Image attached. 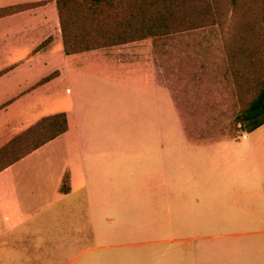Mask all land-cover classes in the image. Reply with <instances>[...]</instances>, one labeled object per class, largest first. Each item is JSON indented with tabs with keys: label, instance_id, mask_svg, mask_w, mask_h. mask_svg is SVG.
<instances>
[{
	"label": "crops",
	"instance_id": "crops-1",
	"mask_svg": "<svg viewBox=\"0 0 264 264\" xmlns=\"http://www.w3.org/2000/svg\"><path fill=\"white\" fill-rule=\"evenodd\" d=\"M193 2L108 0L105 13H193ZM97 30H91V35ZM103 31L136 33L134 28L119 26ZM138 33L124 41H98L89 49L66 52L56 0H0V149L43 119L63 114L66 121L64 132L0 170V239L27 243L23 250L14 247L6 252L0 244V264H30L38 249L43 251L42 264H264V137L249 141L244 133L237 139L172 141L171 156L178 160L179 147L188 149V168L204 185L193 189V200L199 206L188 218L138 217L115 224L113 219L94 216L100 204H105L99 195L116 189V171L131 175L138 170L158 183L164 166L163 85L157 76L149 77L141 70L157 57L158 33ZM102 73H112L132 90L119 95L101 92L95 83ZM71 80L75 87L65 89L69 100L64 111L29 116L50 102L36 101L37 92L57 81L68 85ZM115 127L137 134L116 138L111 136ZM261 129L264 123L250 133ZM238 142H249L252 153L238 159L220 154L222 147ZM57 150L62 162L59 170L48 171L38 164L54 162ZM78 180L79 189L88 196L86 208L91 217L56 220L54 225L67 227V233L48 236L44 245L36 243L37 232L29 227L52 225L53 220L34 219L35 210L52 208L56 201L51 199L56 197L69 198ZM63 182L66 191H61ZM48 186L53 191L46 192ZM75 206L82 208L83 204ZM233 211L232 216L229 212ZM107 225L123 228L107 229ZM165 225H187L196 234L191 239L179 238L178 242H188V248L172 250L167 261L158 249L162 241L152 239L156 233L150 228Z\"/></svg>",
	"mask_w": 264,
	"mask_h": 264
},
{
	"label": "rangeland",
	"instance_id": "rangeland-1",
	"mask_svg": "<svg viewBox=\"0 0 264 264\" xmlns=\"http://www.w3.org/2000/svg\"><path fill=\"white\" fill-rule=\"evenodd\" d=\"M190 11L193 13H145L144 23L139 25L135 21L132 24V27H149L158 33L157 57L153 63L141 67V70L149 77L157 76L163 85L164 166L158 174L161 176L158 183L148 177L149 174L145 176L138 170L133 171L131 175L116 171L114 193L99 195L100 203L105 204H100V212H96L94 216L101 220L113 219L116 224L118 220L138 217H158L163 220L188 218L193 208L199 206L193 200V192L204 185L199 184V178L192 176L193 171L188 168V149L179 147L181 154L178 160L171 156L172 141L197 137L237 139L243 136L244 129L249 127L248 122L239 121L238 117L256 99L264 83V0H194ZM116 14L120 19L124 17L123 13ZM78 15L81 14H77V17H80ZM110 24L107 23L104 28L111 26ZM126 26L127 24L121 25L123 28ZM104 39L97 41H108L107 38ZM95 84L101 92H111L112 95L132 90L125 82L117 80L112 73L108 76L102 73ZM68 85L66 81H57L37 92L33 96L36 101L49 99L50 102L29 116L35 118L64 111L69 100L65 89L70 86L74 89L75 81L71 80ZM38 126L31 135L24 137L21 144L10 148L5 159L11 160L50 134L45 124ZM136 132L115 127L111 136L131 137L137 134ZM247 134L249 141L260 139L264 137V129ZM71 138V154H74L75 135ZM248 144L250 143H231L227 148L222 147L220 154H231L238 159L242 154L252 153ZM56 154L58 156L54 162L46 163L43 160L38 164L45 169L47 167L48 171L59 170L62 166L59 150ZM233 160L237 164L236 159ZM68 164L72 166L70 161ZM217 164L214 168H217ZM248 167L247 165L246 168ZM58 184L61 185L59 179ZM81 186V180H78L69 198L62 200L56 197L51 199L56 201L52 208L35 210L32 215L34 219L53 220L52 225L29 227L37 232L33 237L36 243L44 245L48 236L67 233V227L54 225L58 223L56 220H86L91 217V211L86 208L89 199L84 191L79 189ZM53 188L48 186L46 192L53 191ZM64 203L70 204L71 207L64 206ZM77 203L83 204V207L75 206ZM153 208L157 211H153ZM154 213L157 215H152ZM229 213L233 216L235 211ZM106 228L116 230L123 227L107 225ZM150 228H154L156 233L152 239L162 241L158 249L166 254V261L172 250L188 248V242H178L179 238L186 240L196 235L194 229H189L187 225ZM0 244L5 252L12 251L14 247L23 250L27 245L22 241L13 242L8 237L1 238ZM38 250L30 264L43 263V251Z\"/></svg>",
	"mask_w": 264,
	"mask_h": 264
},
{
	"label": "trees",
	"instance_id": "trees-1",
	"mask_svg": "<svg viewBox=\"0 0 264 264\" xmlns=\"http://www.w3.org/2000/svg\"><path fill=\"white\" fill-rule=\"evenodd\" d=\"M107 2L108 0H56L60 30L66 52L89 49L91 43L98 45L97 39L100 38L103 40H105L104 38H107L109 42H117L139 36L140 33L138 32L146 31L149 33L152 31L149 27L142 29L132 27V24L135 21L138 22L139 25L141 22L144 23L146 19L145 13H123L124 17L119 14V16L122 17L120 19L116 13H105ZM78 13L81 14L78 15L80 17H77ZM117 17L118 21H116ZM107 23H111L110 27H115L117 23L119 24L117 25L119 27L123 24H127L126 27L136 29V33L126 34L121 32H104L103 28L107 25ZM96 29H98L96 34L94 36L91 35L90 31ZM50 78L51 77H48L43 81ZM238 120L249 123V127L244 129V133H250L264 123V83L256 99L249 105L248 109L240 117H238ZM39 124H45L47 126L46 129L50 132V134H48V136L43 138L40 142H36L31 145V147L25 151L18 153V155L11 160L5 159L8 150L16 146V144H21L24 137L31 135L38 129L39 126L36 125L34 128L25 131L23 134L13 139L10 143L3 146L0 149V170L31 152L45 141L54 138L66 130V121L63 114L43 119ZM66 190V184L63 182L61 191Z\"/></svg>",
	"mask_w": 264,
	"mask_h": 264
}]
</instances>
